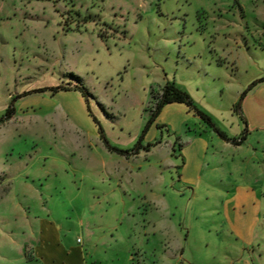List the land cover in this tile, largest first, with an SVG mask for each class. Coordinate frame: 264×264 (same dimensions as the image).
I'll list each match as a JSON object with an SVG mask.
<instances>
[{
	"label": "rangeland",
	"instance_id": "374dc122",
	"mask_svg": "<svg viewBox=\"0 0 264 264\" xmlns=\"http://www.w3.org/2000/svg\"><path fill=\"white\" fill-rule=\"evenodd\" d=\"M0 186L88 264H264V0H0Z\"/></svg>",
	"mask_w": 264,
	"mask_h": 264
},
{
	"label": "crops",
	"instance_id": "0c3cea01",
	"mask_svg": "<svg viewBox=\"0 0 264 264\" xmlns=\"http://www.w3.org/2000/svg\"><path fill=\"white\" fill-rule=\"evenodd\" d=\"M10 193L9 187L0 186V264H88L83 239H74L66 230L63 233L62 227L46 216H31L10 204ZM151 198L156 210L155 195Z\"/></svg>",
	"mask_w": 264,
	"mask_h": 264
},
{
	"label": "trees",
	"instance_id": "16d2710c",
	"mask_svg": "<svg viewBox=\"0 0 264 264\" xmlns=\"http://www.w3.org/2000/svg\"><path fill=\"white\" fill-rule=\"evenodd\" d=\"M244 96L245 94H243L241 100ZM171 103L186 104L191 109H193L202 119L210 123L209 117L203 114L194 106L188 94L183 90H181L179 87L175 86L174 84H166L161 90V93L159 94L158 102L156 104V112L154 113V115L156 116L165 105ZM10 118H11V114L10 111H8L7 119Z\"/></svg>",
	"mask_w": 264,
	"mask_h": 264
},
{
	"label": "built area",
	"instance_id": "2783aa9c",
	"mask_svg": "<svg viewBox=\"0 0 264 264\" xmlns=\"http://www.w3.org/2000/svg\"><path fill=\"white\" fill-rule=\"evenodd\" d=\"M80 242V240H78V243Z\"/></svg>",
	"mask_w": 264,
	"mask_h": 264
}]
</instances>
